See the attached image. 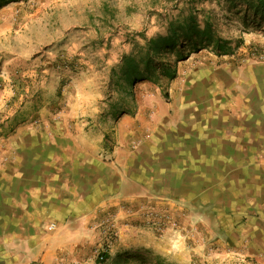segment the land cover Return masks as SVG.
<instances>
[{"label": "rangeland", "instance_id": "1", "mask_svg": "<svg viewBox=\"0 0 264 264\" xmlns=\"http://www.w3.org/2000/svg\"><path fill=\"white\" fill-rule=\"evenodd\" d=\"M10 1L0 7V142L22 147L32 133L40 151L42 137H59L66 162L84 161L72 154L95 147L92 160L118 170L112 183L98 180L74 200V216L49 249L32 260L28 251L2 250L0 264H264L244 236L257 225L232 155L204 152V171L192 178L168 169L167 153L164 164L145 155L139 186L122 182L117 165L121 132L140 105L149 122L169 104L178 73L185 81L193 68L204 70L210 126L235 113L238 99L264 97V23L228 0Z\"/></svg>", "mask_w": 264, "mask_h": 264}, {"label": "crops", "instance_id": "2", "mask_svg": "<svg viewBox=\"0 0 264 264\" xmlns=\"http://www.w3.org/2000/svg\"><path fill=\"white\" fill-rule=\"evenodd\" d=\"M179 75L171 86L169 104H162L161 111L153 114L149 122L145 121L143 104L140 105L130 129L125 128L121 132L119 140L123 148L117 150L121 158L117 165L124 176L120 180L126 182L129 179L137 186L143 185L145 171L150 167L148 163L146 165L145 158L141 160L145 155L149 159L151 154L157 153L159 163L164 164L165 159L160 154L167 153L170 155L167 168L184 170L188 173L185 176L191 178V171H195V174L204 171V152L232 155L233 175L238 174L241 186L250 189L248 210L255 215L253 222L257 225L244 236H248L251 250L262 255L264 97L253 102L238 99L235 113L225 117L227 120L222 119L210 126L209 119H204V70L193 68L185 81ZM157 116L159 119H156ZM147 131L148 134L152 132V135L144 139L148 135L145 134ZM24 136L26 140L22 147L16 145V139L0 142V253L2 250L15 253L28 251L31 256L29 259L32 260L35 251L41 254L49 249L50 239H58L65 218L74 216V200H84L98 180H102L105 185L112 183L113 169L118 170V166L94 162L95 147L88 152L78 150L72 154L81 153L84 161L66 162L61 138L42 137L47 139L42 142V146L46 144V147H40L39 151L33 146L32 133ZM133 142L139 143L133 151L137 157L136 161L128 162L127 156H133L130 152ZM34 152L40 155L36 156ZM224 161L223 156L215 160L216 163L221 162L222 169L225 168ZM98 169H103L106 174L97 175ZM132 171L136 172L135 178L133 174L130 176ZM98 176L101 178L98 179ZM50 226L55 228L51 235L47 232ZM10 259L16 260L13 257Z\"/></svg>", "mask_w": 264, "mask_h": 264}, {"label": "trees", "instance_id": "3", "mask_svg": "<svg viewBox=\"0 0 264 264\" xmlns=\"http://www.w3.org/2000/svg\"><path fill=\"white\" fill-rule=\"evenodd\" d=\"M229 3H238L242 6V10L238 14L244 13L247 16L251 15L257 24L264 23V0H228ZM11 2L10 0H0V7ZM170 79L175 78V71L169 75Z\"/></svg>", "mask_w": 264, "mask_h": 264}]
</instances>
